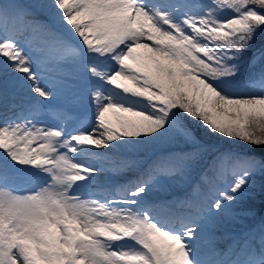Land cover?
Instances as JSON below:
<instances>
[{
  "label": "snow or ice",
  "instance_id": "obj_1",
  "mask_svg": "<svg viewBox=\"0 0 264 264\" xmlns=\"http://www.w3.org/2000/svg\"><path fill=\"white\" fill-rule=\"evenodd\" d=\"M0 108V264H264V0H0Z\"/></svg>",
  "mask_w": 264,
  "mask_h": 264
},
{
  "label": "bare ground",
  "instance_id": "obj_2",
  "mask_svg": "<svg viewBox=\"0 0 264 264\" xmlns=\"http://www.w3.org/2000/svg\"><path fill=\"white\" fill-rule=\"evenodd\" d=\"M106 166H107V165H106ZM107 175H108L107 173H103V174H101V175L99 176V178H108Z\"/></svg>",
  "mask_w": 264,
  "mask_h": 264
}]
</instances>
